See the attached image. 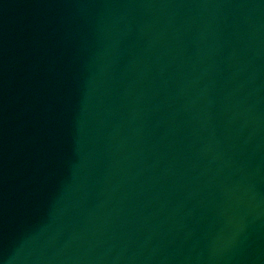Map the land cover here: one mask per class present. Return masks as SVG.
Returning a JSON list of instances; mask_svg holds the SVG:
<instances>
[{
  "label": "water",
  "instance_id": "water-1",
  "mask_svg": "<svg viewBox=\"0 0 264 264\" xmlns=\"http://www.w3.org/2000/svg\"><path fill=\"white\" fill-rule=\"evenodd\" d=\"M0 264H264V0H0Z\"/></svg>",
  "mask_w": 264,
  "mask_h": 264
}]
</instances>
